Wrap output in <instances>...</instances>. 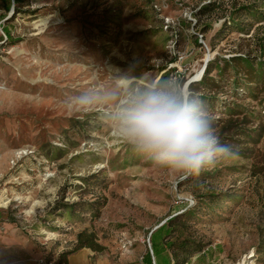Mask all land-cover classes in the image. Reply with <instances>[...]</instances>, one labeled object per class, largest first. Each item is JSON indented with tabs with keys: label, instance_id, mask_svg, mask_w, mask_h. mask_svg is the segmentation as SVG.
<instances>
[{
	"label": "rangeland",
	"instance_id": "obj_1",
	"mask_svg": "<svg viewBox=\"0 0 264 264\" xmlns=\"http://www.w3.org/2000/svg\"><path fill=\"white\" fill-rule=\"evenodd\" d=\"M209 1L215 9L202 13ZM16 9L0 19V264H56L81 230L104 249L80 248L68 264H142L166 221L159 264L188 252L184 264H264V176H251L264 150V0H23ZM232 56L261 60L262 74L244 61L224 69ZM123 75L181 80L236 156L175 182L96 114L67 111L69 95Z\"/></svg>",
	"mask_w": 264,
	"mask_h": 264
},
{
	"label": "clouds",
	"instance_id": "obj_2",
	"mask_svg": "<svg viewBox=\"0 0 264 264\" xmlns=\"http://www.w3.org/2000/svg\"><path fill=\"white\" fill-rule=\"evenodd\" d=\"M73 115L94 113L112 139L182 182L232 159L236 151L215 131L205 102L175 77L138 82L123 75L64 101Z\"/></svg>",
	"mask_w": 264,
	"mask_h": 264
},
{
	"label": "trees",
	"instance_id": "obj_3",
	"mask_svg": "<svg viewBox=\"0 0 264 264\" xmlns=\"http://www.w3.org/2000/svg\"><path fill=\"white\" fill-rule=\"evenodd\" d=\"M1 2L3 3L2 4L3 9H4L5 13L7 14L8 12H10L11 9H13L14 12H18L16 9V6L22 4L23 0H1ZM14 5H16V6L14 7ZM215 7H216V3L214 1H209L208 3L201 6V8L199 10L202 13H205L207 11L214 10ZM5 13L0 14V19L6 18ZM3 31H4L7 39L10 38V31L8 30V28L3 26ZM223 61L225 62L224 67H223L224 69H226V66L229 63H237L238 61H244L245 65L250 67V69L248 70V73H250V75H252V77L262 74L260 71L262 68V65H263L261 60L257 61L255 65H253L252 60H250L248 58H242V57L240 58L239 56H232L228 60L223 59ZM216 64H217V62H215L214 65L209 64L206 67V72L208 74H210L214 70V66ZM236 72H237L236 73V76H237L238 70H236ZM242 74H244V73H242ZM209 80H212V78L209 76H205L204 79H202V81L200 83L206 85V84H209ZM248 81H250V80H248ZM212 86H215V84L212 83ZM263 86H261L259 88V90H263V88H264ZM263 102H264V100H263ZM229 118L230 119H228V122H232L233 117H229ZM224 126L225 125H222L221 129H223ZM256 160L254 161V164H253V167L251 170V176H255L256 178H260V177H258V174L259 175L263 174V176H264V173H263L264 170H262V162H264V150L256 152ZM74 206H75V203L58 202L55 205V208L56 209L58 208V209L72 210ZM171 227H172L171 221H168V222L166 221L165 223L160 225L156 230L152 231V233L150 235L151 250L147 251L145 253V255L143 256L142 264H159L157 255H160L162 250H163V248H162L163 235L165 233H169L172 230ZM171 244H172V242H170V243L168 242L169 246ZM83 247L92 248V249L98 250V251L104 249L103 245L97 243L96 235L94 232H88L87 230H81L76 234V244H75L74 248L61 252L59 254V257H58L56 264H68L67 257L70 254H72L73 252H75L76 250L83 248ZM200 248L201 247L198 245V246L193 247L192 250H194V249L200 250ZM189 256H190V252H188V254L184 255L183 258H181L180 260H178V256L176 254L173 255L172 257H169V258L163 257V259H161V262H162L161 264H177V263L178 264H184L188 260ZM44 264H47V262Z\"/></svg>",
	"mask_w": 264,
	"mask_h": 264
},
{
	"label": "crops",
	"instance_id": "obj_4",
	"mask_svg": "<svg viewBox=\"0 0 264 264\" xmlns=\"http://www.w3.org/2000/svg\"><path fill=\"white\" fill-rule=\"evenodd\" d=\"M16 264H29V263L26 261V259L18 257V259H16Z\"/></svg>",
	"mask_w": 264,
	"mask_h": 264
},
{
	"label": "bare ground",
	"instance_id": "obj_5",
	"mask_svg": "<svg viewBox=\"0 0 264 264\" xmlns=\"http://www.w3.org/2000/svg\"><path fill=\"white\" fill-rule=\"evenodd\" d=\"M36 60H37V59H36ZM23 152H24V151H22V150H20V149L16 151L17 154H22ZM240 264H254V263H253V261H250V262H248V263L242 262V263H240Z\"/></svg>",
	"mask_w": 264,
	"mask_h": 264
},
{
	"label": "water",
	"instance_id": "obj_6",
	"mask_svg": "<svg viewBox=\"0 0 264 264\" xmlns=\"http://www.w3.org/2000/svg\"><path fill=\"white\" fill-rule=\"evenodd\" d=\"M12 11V10H11Z\"/></svg>",
	"mask_w": 264,
	"mask_h": 264
}]
</instances>
